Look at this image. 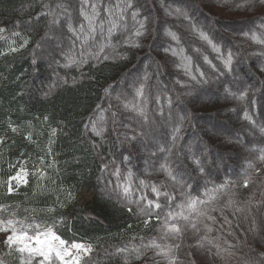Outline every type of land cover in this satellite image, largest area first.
<instances>
[{"label": "trees", "instance_id": "trees-1", "mask_svg": "<svg viewBox=\"0 0 264 264\" xmlns=\"http://www.w3.org/2000/svg\"><path fill=\"white\" fill-rule=\"evenodd\" d=\"M0 29L2 209L91 244L82 264H264V4L0 0Z\"/></svg>", "mask_w": 264, "mask_h": 264}, {"label": "snow or ice", "instance_id": "snow-or-ice-1", "mask_svg": "<svg viewBox=\"0 0 264 264\" xmlns=\"http://www.w3.org/2000/svg\"><path fill=\"white\" fill-rule=\"evenodd\" d=\"M86 2V0H84ZM261 4H264V0H259ZM131 7V4L128 5ZM92 11L91 14L86 13L81 10V15L87 21L88 24V33L84 36V41L87 42L88 39L92 38V34L95 33L97 27L103 31V22L99 25H96L95 21L99 16V12L97 10L96 5L91 6ZM109 13H111V9H108ZM135 16V13L133 14ZM115 24H112V27L108 29L109 33L112 32L113 28H115ZM143 26V25H142ZM70 30L71 29V26ZM5 31V29H0V32ZM80 31H84V25L81 24ZM139 34V33H137ZM202 38L207 39L203 33L201 34ZM175 38V37H174ZM255 39V37H253ZM16 49H13L15 51ZM219 51V49H216ZM137 95H142V87L137 90ZM125 107H128L126 104ZM15 131V129H13ZM261 160H264V155L260 157ZM251 167V165H249ZM171 175V172H169ZM11 179L21 180L22 176L20 173H17L15 177ZM26 183V181H24ZM245 186H247V181L245 182ZM12 191V188L9 187V192ZM153 192H156L159 196V192L154 187ZM209 199H214V197L210 196ZM152 201H149L151 204ZM206 203V201L198 200V199H190L187 204L179 205L181 211L173 214L169 213L170 218L182 217L183 219H189V216L193 213L197 215H204L203 212L200 211L199 205ZM155 207L159 208L160 205L156 204ZM3 210V209H0ZM187 211V215L185 214ZM210 219H214L209 217ZM167 227V225H166ZM170 232L179 233L180 229L175 225H172L169 229ZM211 231V229H208ZM0 233H10L5 236V244L9 247V249L14 248L16 252L21 254V264H33L34 260L38 259L37 264H79L80 262V250L85 252L90 250V246L85 248L83 244L72 243L68 245V243L61 239L56 233L53 231L51 227H42L40 224H28L22 220L17 219H0ZM151 244L157 248H160L158 244H156L155 240L151 242ZM178 247V245H177ZM73 249H76V253H73ZM171 249H169L170 251ZM161 253L167 255V252H164L161 249ZM0 264H3V261H0Z\"/></svg>", "mask_w": 264, "mask_h": 264}, {"label": "rangeland", "instance_id": "rangeland-1", "mask_svg": "<svg viewBox=\"0 0 264 264\" xmlns=\"http://www.w3.org/2000/svg\"><path fill=\"white\" fill-rule=\"evenodd\" d=\"M211 123H212L211 120H208V121H204L202 125H203V127L210 128ZM225 126L226 125H224L223 127L217 126V129L214 130L215 133H218V134L225 133L226 132L224 129ZM29 168L32 169L31 172H28V170H27V168H25V166H21L19 168V170L17 171V173H20V175L22 176V179L19 181L15 180V179H10L9 187L12 188L15 185L23 184L24 181L26 180L27 176L29 175V173H31V175H34L35 171L38 172V169H39L38 166H30ZM217 170L220 171V168L217 167ZM17 173L15 174V176L17 175ZM92 196H93V189L91 188L90 185H86V186L82 187L80 192L77 194V196L75 198V203L79 207L86 206L91 202ZM0 209H2V208L0 207ZM10 218L22 220L28 224H38L30 218L15 217V216L7 213L4 209L0 210V219L7 220ZM45 228H47V227H45ZM7 234H10V233H0V261H3V264H8V260L14 259L17 264H21V254L16 252L14 248L9 249V247L4 242L5 236ZM75 243L83 244L85 246V248H88L90 246V250L87 252L80 250V262H79V264H82L83 260L91 253L93 248H92L91 244L84 242V241H79V242H75ZM68 245H71V244H68ZM76 251H77L76 249H73L74 254L76 253ZM38 259L39 258H37V260H34L33 264H37ZM57 264H59V262H57Z\"/></svg>", "mask_w": 264, "mask_h": 264}]
</instances>
